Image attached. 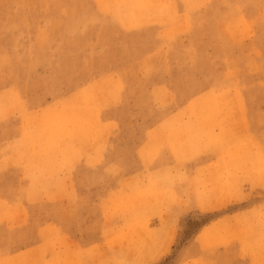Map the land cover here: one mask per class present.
<instances>
[{"label":"rangeland","instance_id":"1","mask_svg":"<svg viewBox=\"0 0 264 264\" xmlns=\"http://www.w3.org/2000/svg\"><path fill=\"white\" fill-rule=\"evenodd\" d=\"M0 264H264V0H0Z\"/></svg>","mask_w":264,"mask_h":264},{"label":"bare ground","instance_id":"2","mask_svg":"<svg viewBox=\"0 0 264 264\" xmlns=\"http://www.w3.org/2000/svg\"><path fill=\"white\" fill-rule=\"evenodd\" d=\"M124 1H125V0H124ZM135 8H136V7H135ZM112 81H113V80H112ZM109 82H110V81H109ZM219 98H220V97H219ZM225 102H226V101H225ZM229 104H230V103H229ZM207 105H208V104H207ZM215 105H216V104H215ZM229 107H230V106H229ZM229 107H228V108H229ZM228 108H227V109H228ZM233 110H235V109H233ZM8 171H9V170H8ZM7 228H8V227H7ZM8 260H9V259H8Z\"/></svg>","mask_w":264,"mask_h":264}]
</instances>
